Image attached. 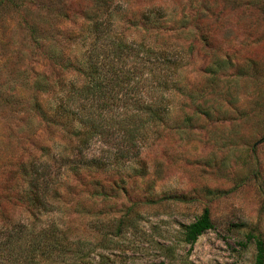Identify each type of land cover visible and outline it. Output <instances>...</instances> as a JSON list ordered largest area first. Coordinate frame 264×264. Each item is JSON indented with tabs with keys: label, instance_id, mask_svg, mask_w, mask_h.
Listing matches in <instances>:
<instances>
[{
	"label": "rangeland",
	"instance_id": "1",
	"mask_svg": "<svg viewBox=\"0 0 264 264\" xmlns=\"http://www.w3.org/2000/svg\"><path fill=\"white\" fill-rule=\"evenodd\" d=\"M100 37L165 60L163 92L138 79L166 111L136 158L103 162L104 143L81 148L83 127L56 113ZM205 209L213 229L186 243ZM256 238L264 0H0V264H255Z\"/></svg>",
	"mask_w": 264,
	"mask_h": 264
},
{
	"label": "trees",
	"instance_id": "2",
	"mask_svg": "<svg viewBox=\"0 0 264 264\" xmlns=\"http://www.w3.org/2000/svg\"><path fill=\"white\" fill-rule=\"evenodd\" d=\"M102 40L105 39H98L100 44L93 45V51L89 55L88 82L81 87L72 84L69 94L59 100L56 113L83 127L82 131L77 132L81 135V148L87 149L93 140L104 143L102 145L108 149H102V156L107 153L105 157L100 156L104 159L103 162L136 158L145 139L143 128L149 123L162 121L166 111L164 95L149 100V96L138 94L141 83L138 79L141 78V69H147L148 79L145 82L149 84V88L163 92L168 82L163 81L159 76H162L161 72L157 74V71L162 70L165 60H162L160 52L155 49L143 50L142 45L136 42L128 43L110 38L109 44H103ZM141 53L148 56L146 63L142 62ZM149 73L154 77L153 80H149ZM121 106L126 110L117 112L112 109ZM128 106H132V109ZM114 141L120 142L118 147H115ZM103 162L87 159L86 166H102ZM213 226L210 210L205 209L195 222L185 227L184 241L195 244ZM11 239H15L12 246L18 247L19 238L12 237L9 240ZM255 245V264H264V240L256 238Z\"/></svg>",
	"mask_w": 264,
	"mask_h": 264
}]
</instances>
